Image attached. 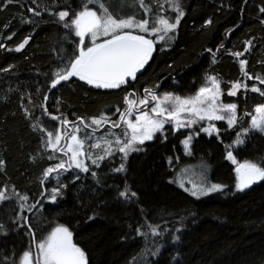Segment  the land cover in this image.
<instances>
[{"label":"trees","instance_id":"1","mask_svg":"<svg viewBox=\"0 0 264 264\" xmlns=\"http://www.w3.org/2000/svg\"><path fill=\"white\" fill-rule=\"evenodd\" d=\"M166 1L0 0V264H19L56 228L70 233L86 264H264V131L248 130L264 94H226L242 74L264 75V0H175L176 11L161 15L172 29L158 30ZM83 11L153 31H125L153 43L141 73L107 88L64 80L80 49L119 36L81 45L72 20ZM212 76L236 107L233 128L219 122L217 136L198 132L189 155L188 132L169 128L127 156L113 151L53 179L62 169H53L59 157L51 145L65 128L66 136L93 119L104 134L129 98L146 90L194 95ZM241 129L247 134L231 148ZM229 155L258 170L254 187L238 184ZM200 164L209 188L196 186L195 195L175 180Z\"/></svg>","mask_w":264,"mask_h":264},{"label":"rangeland","instance_id":"2","mask_svg":"<svg viewBox=\"0 0 264 264\" xmlns=\"http://www.w3.org/2000/svg\"><path fill=\"white\" fill-rule=\"evenodd\" d=\"M163 1L165 0H159V2ZM175 5V0L172 3L171 0H167L166 5H161L158 30L160 28L172 29V24H169L161 15L165 11H176ZM65 15L60 13L57 16L58 20L63 21ZM135 26L131 20L116 21L108 18L107 15L100 17L91 11L80 12L72 20L74 33L81 40V45L87 37L92 41H97L100 38L118 33L119 36L117 37L129 36L140 39L148 43L152 49L153 43L145 36L125 32L138 29V32L153 33V31L147 30L146 25ZM24 46L25 43H22L16 49L22 50ZM96 47L87 50L80 49V57L75 66L84 62L88 54ZM249 47L250 45L247 46V48ZM146 62L138 68L133 77L144 70ZM241 68L244 70L243 62ZM73 69L68 76L64 77V80L80 78L73 74ZM92 83L99 88L108 87L102 83ZM247 90L264 94V75L247 77L244 73L226 94L235 97L239 91ZM236 121V107L223 101L220 81L214 76L209 77L205 84L194 95L190 96L146 90L143 95L128 99L124 115L119 121L113 122L112 128L104 134L103 132L98 133L102 121L93 119L86 126L93 131L82 125L70 126L69 132L65 136L64 134L67 132V128H65L64 133L51 145L59 157L58 164L53 169L65 168V170L62 169L55 174L53 179L57 181L72 170L84 172L88 164H98L110 156L113 151L122 152V155L127 156L138 149L141 144L153 141L157 136H163L169 128L175 132L179 130L188 132L182 141V146L185 154L189 155L198 132L207 136H217L216 123L224 122L228 128H233ZM248 130L260 133L264 131V104L255 108ZM248 130L241 129L238 132L231 148L241 143ZM116 131L119 132V135ZM228 159L234 167L240 165L233 156L229 155ZM241 166L243 169H255L259 174L258 170L249 164L241 163ZM237 179L238 184L242 185V176L239 170L237 171ZM193 180H196L197 183ZM175 182L185 189L187 187V190L190 188L195 194L202 191V189H196V186L209 188L208 169L203 164L185 168L178 174ZM188 191L191 193L190 190ZM55 194L56 192L51 197H54ZM3 198L5 196L0 194V200ZM19 264H86V261L80 250L73 244L70 233L64 228H56L44 241L36 244L35 251L25 253Z\"/></svg>","mask_w":264,"mask_h":264},{"label":"water","instance_id":"3","mask_svg":"<svg viewBox=\"0 0 264 264\" xmlns=\"http://www.w3.org/2000/svg\"><path fill=\"white\" fill-rule=\"evenodd\" d=\"M150 52V45L140 39L129 36L116 37L94 48L84 62L74 67L73 74L87 81L108 86L124 85L147 61ZM236 170L241 172L244 189L252 188L257 184L260 176L255 169H243L238 165ZM53 172L54 170L46 174L45 179Z\"/></svg>","mask_w":264,"mask_h":264}]
</instances>
